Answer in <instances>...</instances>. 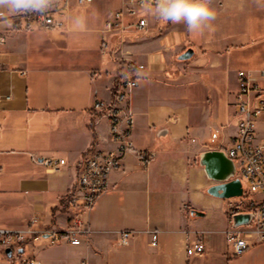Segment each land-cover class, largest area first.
I'll return each mask as SVG.
<instances>
[{"label": "crops", "instance_id": "crops-1", "mask_svg": "<svg viewBox=\"0 0 264 264\" xmlns=\"http://www.w3.org/2000/svg\"><path fill=\"white\" fill-rule=\"evenodd\" d=\"M101 1L106 0L87 5ZM123 1L117 0L114 10ZM79 6L61 16L62 27L36 30L13 27V13L0 6V33L6 37L0 45V184L5 183V168L22 154L35 167L24 169L20 178L19 189L30 195L21 198V213L11 220L14 229L29 227L36 232L32 237L48 238L71 223L73 209L63 199L76 189L83 158L92 148L113 145L107 112L97 115L94 104L111 102L129 60L145 65L135 72L138 85L129 95L132 139L136 149L156 156L147 164L135 152L123 158L121 168L110 174L111 188L83 214L88 231L80 245L43 240L36 256H24V245L18 246L20 256L39 264H264V241H257L253 230L251 245L234 253L226 234L233 213L222 198L208 193L214 182L199 163L203 151L232 145L237 71H251L264 88V0H210L216 18L197 33L196 69L187 62L179 64L182 68L169 62L179 53L174 55L173 49L191 46L196 53L185 24L169 22L159 29L157 19L149 16L143 30H125L128 38L116 53L112 35L109 49H103L105 29L71 25V13ZM88 30L102 33L100 53L88 50V36L79 35ZM189 69L198 78L190 80ZM204 87L206 95L197 96ZM218 95L226 96L222 104ZM256 136L264 139V113ZM18 139L35 142L16 149ZM47 157L63 160L58 171L46 169L42 160ZM202 202L220 209L218 222L206 224L209 213ZM33 219L37 222L31 223ZM124 234L127 242L122 241ZM197 238L204 241L205 251L189 255L188 246Z\"/></svg>", "mask_w": 264, "mask_h": 264}, {"label": "built area", "instance_id": "built-area-1", "mask_svg": "<svg viewBox=\"0 0 264 264\" xmlns=\"http://www.w3.org/2000/svg\"><path fill=\"white\" fill-rule=\"evenodd\" d=\"M94 0H47L45 6L40 10L20 11L10 17V24L13 27L23 26L25 28H47L51 26L62 27L64 21L61 16L68 12L75 4L84 5ZM148 5L145 0H124L123 6L111 12L106 20L105 33L125 31L130 28L144 29L148 26L149 20L145 15ZM6 41L4 34L0 33V45ZM107 36L104 38V50L107 48ZM129 71L135 74L136 71L145 68L143 63L129 60L127 62ZM264 76V70L260 71ZM238 90L236 93L237 131L232 145L226 150L227 154L235 161L237 171L235 177L239 178L245 191L262 192L261 200H250L244 204L231 203V212L250 211L253 213L251 229H241V226H232L226 231L227 239L233 246L235 254L243 253L250 245V239L256 232L257 241H264V139L258 140L256 126L258 120L264 113V88L257 79V76L248 70L237 72ZM138 85V78L135 75L122 79L116 87V92L110 103L96 101L94 110L107 112L109 131L113 145L108 148H95L90 150L83 158L79 171L77 186L66 198L68 206H74L75 214L71 217V223L61 229L49 233L51 243L66 241L72 245H80L82 236L88 231V220L83 214L88 212L97 200L110 189V174L122 166L123 158L129 152H135L138 160L147 164L150 159L156 156L154 151H143L135 148L132 139L133 113L129 104V95L134 87ZM0 125V131H1ZM63 160L56 157H47L42 163L49 171H58ZM2 167L0 166V175ZM242 195V196H243ZM241 196V197H242ZM244 206V207H243ZM33 219L31 223H35ZM253 230V231H251ZM32 228L7 230L0 229V244L5 248L11 247L10 260L16 264H39L32 258L21 257L18 250L26 240V234H33ZM40 236H34L38 239ZM127 242V234L122 237ZM157 244V234L152 236V245ZM205 251L204 241L197 238L188 246V254H202ZM81 264H86L82 261Z\"/></svg>", "mask_w": 264, "mask_h": 264}, {"label": "rangeland", "instance_id": "rangeland-1", "mask_svg": "<svg viewBox=\"0 0 264 264\" xmlns=\"http://www.w3.org/2000/svg\"><path fill=\"white\" fill-rule=\"evenodd\" d=\"M116 3H117V0H106V1L98 2L97 4H94V5H87V4L80 5L76 9H73V11L71 13L72 14V17H70L72 20L71 25L77 26V27H82V28H95V27L99 26L102 29H106L105 17L107 15V13L110 11L109 9H113V11H115L114 5ZM71 14H70V16H71ZM145 15L148 17V19H149V16L154 17V16L150 15L148 12H147V14L145 13ZM101 20H102V23H101ZM157 25H158V28L160 29V28L166 27L168 25V23H163V22L157 20ZM148 26H149V24H148ZM32 29L36 30L35 28H32ZM139 30H141V29H139ZM39 32H44V31H39ZM125 33H126V31H117L114 33H107L108 46L105 49V51L109 49V37L108 36L112 35L114 38L113 39V44H114L113 50L116 53H117V51L119 52L121 50L122 40H124V39L127 40V38H128ZM189 33H190V37H191L190 42L195 44V46H196V53L194 51V55L190 59L184 60V61H176L173 58L170 59L169 62L173 66H181L180 68H182V66H184V65H179V64L187 62V63H190L191 69L197 68L195 61H196L197 56H199V54H200V50H199L198 44L196 42L198 39L197 33H192V32H189ZM79 35L81 37L86 36V35L88 36V38H87L88 50H95L96 52L98 51V53H100L99 49H101L100 46H101L102 33L99 34L97 31L88 30V33L87 32L86 33L79 32ZM94 42H95V45H97V46L94 45ZM189 47H191V46H186V47L181 48V49H178V48L173 49V53H174V55L178 52L181 53ZM32 51H33L32 52L33 55H36L38 53V48H35L33 46ZM126 62H128V61H126ZM136 62H139V61H136ZM180 68L178 67V69H180ZM191 69H189L191 71L190 72V80L198 78L195 75L196 71L195 70L193 71ZM241 70H243V69H241ZM125 71H126V74L123 73L124 76L118 77L117 83L119 81H121L122 79L126 78L127 76L135 75L129 71L127 64L125 66ZM136 72H138V71H136ZM237 90H238V81H237ZM206 93H207V89L205 87L196 91L197 96L206 95ZM236 93H237V91H236ZM114 95L115 94H113L112 99H113ZM225 99H226V96L218 95V101L220 103L224 102ZM235 100H236V94H235ZM102 113L103 112H101V111L100 112L96 111L97 115L102 114ZM30 142H35V141H33V140L27 141V140H23V139H18V141L14 145V147L16 149H25L26 147L29 148V146L31 147ZM92 149H95V148H92ZM20 156H21V157H19L20 159H17V160L10 163L9 168L8 167L5 168L6 169L5 170V183H4L5 186L0 184V194H1L0 195V221H1L0 229L15 230L14 229L15 226L12 225L13 222H11V220H12V218H15L17 215H19V213H21V204L23 203L21 198L24 195H30V194H27L25 192H22L19 189V181L23 175L24 169H30V168L34 169L35 167H33V165H31L29 163V161L27 160V155L22 154ZM110 188H111V186H110ZM3 193L5 195H3ZM52 197H54V196H52ZM66 198L63 199V202L65 205H67ZM261 198H263L262 192H250V191L246 190L245 194L242 197L239 196V197H234V198H229V199H223V201H224V205L229 207L228 210L231 211V209H233V208L230 207L229 201H232V204L236 206L239 203L244 204L245 202L250 201V200L258 201V200H261ZM228 204H229V206H228ZM201 205H202V207H204L205 211L207 213H209L207 218L204 219L205 221H207L206 224H210L212 222H218V217L223 216V215H221V211L218 207H216V206L211 207L208 204H204V202H202ZM71 208L73 209V215H74L76 212V209L74 208V206H71ZM47 210L49 211V207L47 208ZM211 216L212 217L214 216V217L212 219H210ZM231 217H232V215H231ZM36 222H37V220H36ZM254 224L255 223H251L248 225H242L241 229H251L252 227L255 226ZM27 228H29V227H27ZM33 234H36V232H33ZM33 234H26V240L21 244V245H24L23 255L26 257L36 256L38 254L36 249L39 245L42 244V241L43 240L49 241L51 239L50 238L51 236H49L48 238L40 237L37 240V239H34L32 237ZM40 235H41V233H40ZM31 239H33L32 242L26 244ZM63 242L65 243L66 241L62 240V241L56 242L54 244L52 243L51 245L60 244ZM2 247L5 248L4 246H2L0 244V264H16V263H12L10 258L5 256V254L2 251L3 250ZM37 258H40V256H37Z\"/></svg>", "mask_w": 264, "mask_h": 264}, {"label": "clouds", "instance_id": "clouds-1", "mask_svg": "<svg viewBox=\"0 0 264 264\" xmlns=\"http://www.w3.org/2000/svg\"><path fill=\"white\" fill-rule=\"evenodd\" d=\"M47 0H0L13 14L20 11L40 10ZM147 12L163 23L185 24L192 33H202L205 22L216 18L210 0H145ZM213 28L210 29V31Z\"/></svg>", "mask_w": 264, "mask_h": 264}, {"label": "water", "instance_id": "water-1", "mask_svg": "<svg viewBox=\"0 0 264 264\" xmlns=\"http://www.w3.org/2000/svg\"><path fill=\"white\" fill-rule=\"evenodd\" d=\"M194 55L192 47L178 53L175 56L176 61H184L190 59ZM199 163L203 166L206 175L214 183L208 187V193L222 198L229 199L243 195V186L239 178L235 177L237 167L235 161L223 149H211L203 151L199 156ZM197 215H204L203 211L192 210ZM253 213L250 211L237 212L232 214V225L239 227L242 225L251 224ZM20 249L19 252H22ZM13 249L6 248L8 256H12Z\"/></svg>", "mask_w": 264, "mask_h": 264}, {"label": "trees", "instance_id": "trees-1", "mask_svg": "<svg viewBox=\"0 0 264 264\" xmlns=\"http://www.w3.org/2000/svg\"><path fill=\"white\" fill-rule=\"evenodd\" d=\"M119 82L116 83V86L119 84ZM116 86L113 88V94H115V92H116ZM90 128L94 129V123H93V121L90 123Z\"/></svg>", "mask_w": 264, "mask_h": 264}]
</instances>
